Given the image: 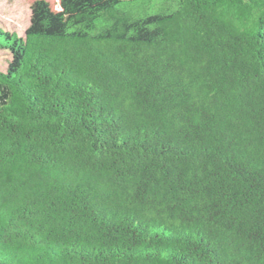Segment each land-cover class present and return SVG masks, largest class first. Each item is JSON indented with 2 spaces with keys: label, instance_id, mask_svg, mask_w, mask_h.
<instances>
[{
  "label": "trees",
  "instance_id": "1",
  "mask_svg": "<svg viewBox=\"0 0 264 264\" xmlns=\"http://www.w3.org/2000/svg\"><path fill=\"white\" fill-rule=\"evenodd\" d=\"M23 2L0 264H264V0Z\"/></svg>",
  "mask_w": 264,
  "mask_h": 264
},
{
  "label": "rangeland",
  "instance_id": "2",
  "mask_svg": "<svg viewBox=\"0 0 264 264\" xmlns=\"http://www.w3.org/2000/svg\"><path fill=\"white\" fill-rule=\"evenodd\" d=\"M29 23L28 6L23 0H0V27L17 35H23L24 30ZM3 52H0V70L4 66L7 58Z\"/></svg>",
  "mask_w": 264,
  "mask_h": 264
}]
</instances>
